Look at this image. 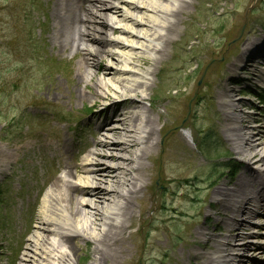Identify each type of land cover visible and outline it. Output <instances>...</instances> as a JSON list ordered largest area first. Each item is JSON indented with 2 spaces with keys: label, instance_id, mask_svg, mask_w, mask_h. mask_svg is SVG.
<instances>
[{
  "label": "rangeland",
  "instance_id": "rangeland-1",
  "mask_svg": "<svg viewBox=\"0 0 264 264\" xmlns=\"http://www.w3.org/2000/svg\"><path fill=\"white\" fill-rule=\"evenodd\" d=\"M61 1L0 0V165L5 167L10 162L0 173V264L20 263L42 192L61 164L55 147L61 149L65 137L71 138V153L78 159L90 149L92 134L99 129L95 111L102 104L69 103L50 91L58 80L66 88L65 75L74 74L76 66L70 52H57L49 41L54 31L53 8ZM187 1L184 13L178 15L169 32L163 60L154 66L157 75L152 98L164 97L166 110L184 104L167 147L174 149L177 160L165 165L163 172L198 176L204 181L199 190L186 197L176 191V182L162 183L159 172L151 181L153 194L146 213L141 218L136 213L128 230L132 232L128 258L109 259L105 264H182L172 259L184 254L179 238L189 241L192 251L206 253L211 251L208 246L191 243L198 226L220 235L238 226L225 227L222 206L217 202L220 197L212 192L232 175L235 179L243 174L245 162L250 161L233 152L228 141L231 133L224 129L226 120L217 97L220 92L232 91V102L240 105L244 124L250 127L259 123L255 129L264 130V107L258 106L257 97L249 95L262 90L259 84L264 79V57L244 59L252 65L228 80L231 64L240 59L239 53L248 42L264 45V0ZM256 67L260 74L256 75ZM143 69L150 70L147 66ZM122 104L129 105L117 102L115 106L118 109ZM115 106H109V117ZM247 107L254 113H245ZM158 110L163 112V107ZM161 140L160 147L164 145ZM43 142L51 145L45 148ZM28 143L33 144L31 149L21 147ZM159 203L196 216L167 224L166 211L155 208ZM259 212L249 220L264 223V211ZM252 230L248 226L240 231L247 234ZM78 245L76 264H88L92 245L88 241ZM260 246L246 251L255 264H264V260L254 259L264 256V248L262 254L253 255ZM165 253L169 257H164ZM196 261L194 256L185 258V264Z\"/></svg>",
  "mask_w": 264,
  "mask_h": 264
},
{
  "label": "bare ground",
  "instance_id": "bare-ground-1",
  "mask_svg": "<svg viewBox=\"0 0 264 264\" xmlns=\"http://www.w3.org/2000/svg\"><path fill=\"white\" fill-rule=\"evenodd\" d=\"M188 3L187 0H66L63 6L54 5V31L49 41L57 52H70L76 58V66L74 74L65 75L66 88L58 80L50 91L69 103L103 106L95 111L99 115L95 121L99 129L92 134L90 149L80 158L71 153L74 143L69 137H65L61 149L55 147V157L61 164L42 192L19 264H76L78 243L86 241L92 245L88 264L128 258L132 235L128 230L136 213L140 218L146 213L153 194L151 181L159 172L162 183L176 182V191L186 197L200 189L203 178L163 172L165 165L176 159L174 149L167 147L174 121L183 112L184 104L166 110L164 97L152 98L157 75L154 66L163 60L169 32ZM263 47L248 42L239 53L240 59L231 64L228 80L252 65L243 62L244 59L264 57V51H260ZM144 66L150 70H144ZM260 73L257 71L256 75ZM229 97L224 92L217 97L226 120L224 129L231 133L228 141L233 152L255 166L245 162L243 174L235 179L232 175L230 180L214 187L212 194L220 197L217 202L222 206L225 227L238 226L234 228L236 232L228 229L227 234L221 235L198 226L191 243L201 248L208 246L211 251H192L189 241L179 238L184 254L172 257L177 263L185 264V258L194 256L196 264H247L251 259L246 251L264 245V233L259 231L264 230V223L249 220L250 215L261 214L260 209L264 211V130L255 129L259 123L245 125L240 105ZM117 102L129 105L122 104L117 109ZM110 105L115 106L112 117L107 111ZM159 107H163V112ZM160 140L162 147L158 144ZM45 143L41 146L51 145ZM32 145L21 147L28 150ZM64 153L69 156L64 157ZM9 164L0 165V173ZM159 204L155 208L166 211L167 224L196 216L174 205ZM248 226L254 230L247 234L240 231ZM259 237L262 240L258 242ZM256 250L253 254L263 253L261 246ZM164 257L169 255L165 253Z\"/></svg>",
  "mask_w": 264,
  "mask_h": 264
}]
</instances>
